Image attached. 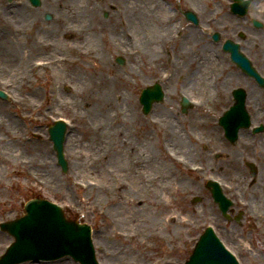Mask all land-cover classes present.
Wrapping results in <instances>:
<instances>
[{
  "label": "rangeland",
  "instance_id": "1",
  "mask_svg": "<svg viewBox=\"0 0 264 264\" xmlns=\"http://www.w3.org/2000/svg\"><path fill=\"white\" fill-rule=\"evenodd\" d=\"M80 1L83 4L80 11L84 25L94 27L102 61L93 56L78 58L71 51L55 49L54 55L66 54L70 62L59 69L50 65L36 70L27 82L21 83L11 76L14 71L19 73L21 67L32 60L49 57L47 51H33L27 39L38 38L36 33L39 26L46 31H56L60 21L56 8L49 0H40L38 7H33L28 0H0V34L11 25H22L14 21L7 27L3 21V12L17 8L22 2L29 8L34 28L24 37L26 44L23 57L27 56L25 63L19 64V57L11 62L7 56H0V91L7 96L6 99L0 97V120L7 128L1 135L0 142V223L21 217L25 213L24 205L29 200L42 198L61 207L67 219L91 227L92 243L100 264H157L164 257L169 260L167 264H185L192 252L190 239L202 234L208 226L214 229L226 247L243 264H264V232L259 229L262 225L251 220V213L257 208H248L254 192L259 196L257 199H262L264 206V149L261 144L247 150L241 141L229 143L215 124L219 109L215 101L218 97L215 98L214 92L221 93L223 88H227L222 83L231 67L214 65L217 68L211 83L217 79L215 88L213 83V89L206 88L207 91L212 89L211 94L207 95L205 90L200 92L205 85L196 84L197 80L193 77L195 72L199 75L194 63L197 62L203 42L195 46L192 41L187 43L194 27L174 13L173 0L167 1L165 9L162 5L155 6L153 2L150 5L152 24L156 16L164 14L165 10L169 11L170 16H165L168 18L166 33L162 28L164 43H160L155 52L148 56L139 58L138 54V59L129 56L123 49H135L134 45L129 46L122 40L123 31L130 27L128 23L123 24L122 20L125 18L132 22L134 19V11L129 12L123 5L127 0ZM185 6L186 4L183 7ZM176 30L178 37L171 40L170 37ZM196 33L199 34L198 30ZM114 44L117 46L114 47ZM210 47L213 49H210V53L215 59L220 63L226 61L217 45ZM118 59H122V65L117 63ZM60 72L67 75L68 80L60 81L57 77ZM100 75L111 79L122 77L129 82L128 87H121V92L128 98L131 111L127 112L126 104L119 103L118 108L100 113L104 116L105 124L110 121L108 116L112 113L116 115V121L110 129L111 136L119 135L128 140L134 149L133 156L140 154L143 158L142 154L150 152L158 161L159 156L165 157V150H173L196 163L187 166L173 160L176 167L168 173V180L163 178L172 190L162 191L161 198H167L171 206L168 209L173 211L176 218H185L186 222L177 219L163 223L162 226H151L148 222L146 226L134 227L132 222L124 223L120 219L110 218V214L106 215L118 210L116 201L112 200L117 185L114 180L109 194L102 191L98 174L105 166L100 161L93 162L89 151L90 145L103 139V136L99 135L97 138L92 132L93 125H97L93 120V113L97 111H85L83 101L75 95L73 85L69 82L82 80V89L90 94L95 91V80ZM154 83L161 85L165 99L162 103L155 104L150 114L143 115L139 103L140 93ZM238 84L239 82H235V86ZM182 90L189 92L191 97H211L208 106L204 109L189 108L185 114L181 113L179 97ZM59 95H64L69 101H77L78 105L71 102L68 108L55 107L59 102ZM59 119L68 124L67 141L64 144L66 173L57 164L48 133L49 127ZM153 121L158 122L155 128L150 125ZM99 130L103 131V127ZM116 132L119 133L114 135ZM261 136L264 139V134ZM69 137L74 139V146L68 141ZM178 137L186 143L184 150L180 148ZM79 152L82 154L81 158L77 157ZM247 162L253 163L258 170L254 184H251L254 179ZM93 168L97 171H93ZM88 170L93 173L89 174ZM150 173L152 172L148 171ZM118 175L114 174L116 178ZM216 176L226 190V197L234 204V217L230 219L239 217V222L228 221L222 216L206 188V181L218 179ZM123 178L125 186H132L129 176ZM116 192L118 194L121 191ZM133 196L132 193L131 197ZM228 215L232 216L229 212ZM134 233L135 238L139 236L136 240L123 241L121 238ZM12 242L10 235L0 231V256ZM23 264L78 263L66 257L52 262Z\"/></svg>",
  "mask_w": 264,
  "mask_h": 264
},
{
  "label": "bare ground",
  "instance_id": "2",
  "mask_svg": "<svg viewBox=\"0 0 264 264\" xmlns=\"http://www.w3.org/2000/svg\"><path fill=\"white\" fill-rule=\"evenodd\" d=\"M49 2L57 10V18L60 21L59 28H57L56 31H46L39 26L36 33L38 38L27 39V41L29 40L30 46L34 49L33 51H47L46 54H48L49 57L46 59L38 58L32 60L27 65L22 66L19 73L14 71L11 76L21 83L27 82L30 79V75L36 70L47 68L50 65H53L55 69H59L60 66L70 62V59L66 54L58 53L57 55H54L55 49L71 51L73 55L76 54L78 58L85 59L88 56H93L95 59L102 61L99 55V45L95 38V29L94 27L84 25V18L81 16L82 12L80 11L83 6L82 2L80 0H49ZM152 2L154 4L158 3L156 0H133L131 3L130 0H127L123 3L129 12L134 11V19L132 22H128L125 18L122 20L123 24L128 23L130 26L123 31L122 40L129 46H135V49L130 48L129 51L126 47L123 49H125L129 56H135L137 59L138 54L139 58L148 56V54L155 52V49L160 46V43H164V37L161 33H164L162 32L163 27L166 33L168 18L165 16L168 14L164 13L157 16L155 15L156 20L155 22L153 21L154 24H152V15L149 13V7L152 5ZM3 13V16L5 17L3 20L5 26H10L14 21H18V23L22 25H11L10 28L1 32L0 40L2 37L4 40L2 39L0 43V56H7L11 62H14L17 57H19L21 59V63L19 64L22 65V62L25 63L27 59V56L23 57V48L26 44L24 42L26 41L24 37L30 29H34L33 21L29 14V8L24 2H22L17 8L7 9V11H4ZM34 26H36L35 20ZM168 41L170 40L168 39ZM191 41L194 46L202 43V39L198 37L195 31H192L190 37L187 38V43L190 44ZM113 46L116 47L117 45L114 44ZM210 49L213 50L207 45V43L202 45L198 52L199 56L197 57V62H195L199 75L195 74L193 79L197 80L198 85H205L200 92H204L206 88L211 87L212 78L208 77V72L217 68L215 67L217 66L216 59L210 53ZM135 50H138V52ZM39 56L40 55H38V57ZM151 58L152 57L149 59L151 60ZM218 66L220 67V65ZM57 77L60 81L68 80V76L62 72H60ZM121 78L115 77L111 79L108 76L102 77L100 75L95 80L97 83L95 84V91L90 94L82 89L84 88L82 80L69 79V82L73 85L75 95H78L81 98L80 101H83L85 111H97V113H93V120L97 125H93L92 132L96 134L97 138L99 135L103 136V139L100 142L90 145L89 151L92 153L93 162L100 161L101 165L105 166L102 172L98 174L102 182V191L109 194L114 180H116L117 185L115 188V196L112 200L116 201L118 210L113 213H106V215L110 214V218L120 219V221L124 223L132 222L134 227H142V225L146 226L148 222H150L151 226H162L163 223H170L179 219L176 218L173 211L168 209V207L171 206L170 203L167 202V198H165V200L161 198L162 191L172 190L165 180H168V173L171 172V169L173 170V167H176L173 163V156H171L167 150H165V157L159 156L158 161L154 159L153 155L148 152V150H146L148 154H142L143 158L140 154L133 156L134 149L128 140L119 137V135H117L119 132L114 134L117 135V137L111 136L110 129L112 128V124L116 121V115L112 113L108 116L107 118L110 119V121L105 124L104 116L100 114L103 111H110L118 108L119 103L126 104L127 112L131 111L128 105V98L123 92H121V87H128L129 82L123 78V80H121ZM189 81H191V79H189ZM58 99L59 102L56 103L55 107L61 109L68 108L71 102L78 105L77 101H69L64 95H59ZM150 125L155 128L158 125V122L153 121V124ZM100 127H103V131L99 130ZM6 131L7 128L3 126V123L0 120V142L2 141L1 135ZM66 141L67 138L65 142ZM68 141L74 146L75 142L72 137H69ZM178 142L181 144V149L184 150L185 147H187L186 143H184L180 137H178ZM81 155V152H79L77 157L81 158ZM103 162L106 164H103ZM85 167L86 166H84V168ZM93 171H97L96 168H93ZM93 171L88 170L87 172L92 174ZM148 171H151L152 173L148 174ZM114 174L119 175L116 178ZM123 176H129L132 179V186H125ZM164 177L166 178L165 180L163 179ZM116 191L121 192H118L117 194ZM132 193L134 195L133 197H131ZM252 195L253 197L249 200L250 203L248 202V208L252 209L254 206L257 209L253 210L251 218L256 224L258 223L262 225L259 229L264 232V206L262 204V199H260L261 201L257 199L259 196L257 197V193L255 194V192ZM138 214H140V216H138ZM177 221L186 222L185 218ZM135 236L136 234L134 233L128 237L121 236V238L123 241H132L139 237L135 238ZM168 261L167 257H164L159 260L157 264H167Z\"/></svg>",
  "mask_w": 264,
  "mask_h": 264
},
{
  "label": "flooded vegetation",
  "instance_id": "3",
  "mask_svg": "<svg viewBox=\"0 0 264 264\" xmlns=\"http://www.w3.org/2000/svg\"><path fill=\"white\" fill-rule=\"evenodd\" d=\"M156 1L157 7L161 5L164 7L168 0ZM173 1L174 13L180 15L186 24L198 30L197 35L202 39L203 45L206 43L208 46L217 45L218 50L224 54L226 61L220 63L216 59L217 66L231 67L222 83L227 88L222 87L221 93L214 92L215 98L218 97L215 101L219 109V115L216 116L215 121L217 129L231 144L241 141L247 150L261 144L264 149V139L261 136L264 134V0ZM182 4L186 6L183 7ZM164 13L170 16L168 10ZM194 28L192 31L196 32ZM213 73L216 71H210L208 77L213 78ZM216 82L217 79L213 82L214 84L212 83L213 88ZM235 82L239 84L235 86ZM212 89L208 91L205 89L204 93L211 94ZM183 92L189 93L186 90ZM210 98L205 97V102L201 103L199 108L207 107ZM192 107L191 103L189 108ZM226 111H230L232 116L229 139L219 125V120ZM246 114H248L250 127L242 126L234 132V127L242 123ZM255 179L251 181V184H254ZM233 207L234 204L230 209L231 217H234ZM232 220L235 221V219Z\"/></svg>",
  "mask_w": 264,
  "mask_h": 264
},
{
  "label": "water",
  "instance_id": "4",
  "mask_svg": "<svg viewBox=\"0 0 264 264\" xmlns=\"http://www.w3.org/2000/svg\"><path fill=\"white\" fill-rule=\"evenodd\" d=\"M30 1L34 6L39 5V0ZM117 62L121 65L123 64L122 59H118ZM162 98L163 94L158 85L143 91L140 100L144 106V113L147 114L153 103L160 102ZM223 122H227V118ZM65 132L66 128L61 123H57L49 130L50 139L54 143V150L64 172L67 170L63 155ZM214 191L215 196L219 198L220 191ZM227 206L223 208L224 212L227 210ZM25 211L26 214L23 217L0 225L1 230L10 234L15 240L6 253L0 257V264H20L26 261L40 260L50 261L63 256H71L80 264H98L89 226L66 220L63 212L58 207L41 199L27 202ZM187 264L237 263L224 250L220 242L212 234V231L208 230L200 239L194 254Z\"/></svg>",
  "mask_w": 264,
  "mask_h": 264
}]
</instances>
